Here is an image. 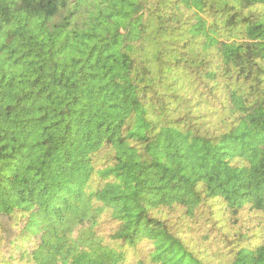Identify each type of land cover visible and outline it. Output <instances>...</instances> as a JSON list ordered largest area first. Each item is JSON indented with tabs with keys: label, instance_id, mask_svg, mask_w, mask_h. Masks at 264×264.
I'll return each mask as SVG.
<instances>
[{
	"label": "trees",
	"instance_id": "1",
	"mask_svg": "<svg viewBox=\"0 0 264 264\" xmlns=\"http://www.w3.org/2000/svg\"><path fill=\"white\" fill-rule=\"evenodd\" d=\"M0 264H264V0H0Z\"/></svg>",
	"mask_w": 264,
	"mask_h": 264
}]
</instances>
